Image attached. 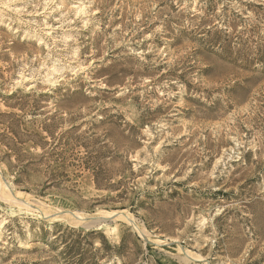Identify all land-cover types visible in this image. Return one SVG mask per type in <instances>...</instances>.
<instances>
[{"label": "rangeland", "instance_id": "rangeland-1", "mask_svg": "<svg viewBox=\"0 0 264 264\" xmlns=\"http://www.w3.org/2000/svg\"><path fill=\"white\" fill-rule=\"evenodd\" d=\"M79 258L264 264V0H0V264Z\"/></svg>", "mask_w": 264, "mask_h": 264}, {"label": "trees", "instance_id": "trees-1", "mask_svg": "<svg viewBox=\"0 0 264 264\" xmlns=\"http://www.w3.org/2000/svg\"><path fill=\"white\" fill-rule=\"evenodd\" d=\"M98 174H99V173H96V174H95L96 179L98 178ZM73 230H75V229H73ZM96 233H97V232H92V234H96ZM40 237H41V236H40ZM41 240H44V236H43V238H42ZM57 240H59V238L55 239V242H54V243H56ZM101 244H102V248H103L104 250H106V251L112 249V248L109 247V245H107V243H106L105 241H102ZM72 249L74 250L73 252H78V251H80V245H79V244H77V245H73V246H72ZM82 260H83V259H80V258H79V259H76V260H74V261H69V262H71L70 264H80V263L82 262Z\"/></svg>", "mask_w": 264, "mask_h": 264}, {"label": "water", "instance_id": "water-1", "mask_svg": "<svg viewBox=\"0 0 264 264\" xmlns=\"http://www.w3.org/2000/svg\"><path fill=\"white\" fill-rule=\"evenodd\" d=\"M64 215H66L65 213H62ZM121 215L120 214H117V215H114L112 217H108V218H104V219H88V220H85V222H89V223H111L113 222L114 220L118 219Z\"/></svg>", "mask_w": 264, "mask_h": 264}, {"label": "bare ground", "instance_id": "bare-ground-1", "mask_svg": "<svg viewBox=\"0 0 264 264\" xmlns=\"http://www.w3.org/2000/svg\"><path fill=\"white\" fill-rule=\"evenodd\" d=\"M66 215H68V214H66ZM66 215H64L62 213H56V214L50 216L48 219H56V218H60L63 216L67 217ZM78 218H79L78 222H80V223H82V221L85 222V220H88V219L84 218V216L83 217L79 216ZM120 219H125V218L121 217Z\"/></svg>", "mask_w": 264, "mask_h": 264}]
</instances>
